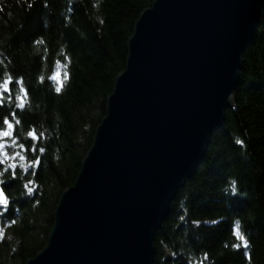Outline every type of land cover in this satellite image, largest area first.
<instances>
[{"label": "trees", "instance_id": "16d2710c", "mask_svg": "<svg viewBox=\"0 0 264 264\" xmlns=\"http://www.w3.org/2000/svg\"><path fill=\"white\" fill-rule=\"evenodd\" d=\"M153 2L0 0V85L13 82L0 95V264L47 245ZM243 60L223 127L155 233L154 264H264V12Z\"/></svg>", "mask_w": 264, "mask_h": 264}, {"label": "water", "instance_id": "95a60500", "mask_svg": "<svg viewBox=\"0 0 264 264\" xmlns=\"http://www.w3.org/2000/svg\"><path fill=\"white\" fill-rule=\"evenodd\" d=\"M263 12L264 0H154L141 13L77 180L26 264H154L155 233L224 125Z\"/></svg>", "mask_w": 264, "mask_h": 264}, {"label": "snow or ice", "instance_id": "6c2138e0", "mask_svg": "<svg viewBox=\"0 0 264 264\" xmlns=\"http://www.w3.org/2000/svg\"><path fill=\"white\" fill-rule=\"evenodd\" d=\"M59 75L60 74L57 73V74H55V76L52 77L53 80H56L57 86L59 87V91L57 93H59L61 91ZM12 83L13 82L11 80H6L3 85H0V89H2V92H0V95H2L3 93L10 94L11 93V88L9 87V85L12 84ZM5 123H8V122L5 121ZM8 127L11 128L12 125L10 123H8ZM7 136H8V133L7 132H0V137H7ZM236 143L237 144H242L243 142L241 140H237ZM41 151H43V149H41ZM0 183H2V181H0ZM232 189L233 190L236 189V185L234 183L232 184ZM0 196H2V198H3L2 201H0V205H3V206L6 207L7 204H8V200H7L6 197H4V193H3L2 190H0ZM214 223H215V221H214ZM238 226H239V222H237V227L235 228L236 231H235V233H233V235L236 236V237H239V240L240 241H245V237L240 234V231H239V227ZM244 246L247 247V243L246 242H245V245ZM233 247H236V245L234 244Z\"/></svg>", "mask_w": 264, "mask_h": 264}, {"label": "clouds", "instance_id": "9594fccd", "mask_svg": "<svg viewBox=\"0 0 264 264\" xmlns=\"http://www.w3.org/2000/svg\"><path fill=\"white\" fill-rule=\"evenodd\" d=\"M233 183L235 184V181H233ZM232 191L235 193L236 189L235 190L232 189Z\"/></svg>", "mask_w": 264, "mask_h": 264}]
</instances>
